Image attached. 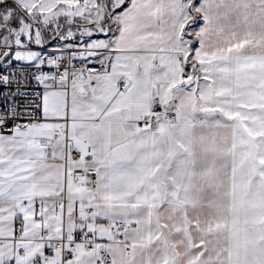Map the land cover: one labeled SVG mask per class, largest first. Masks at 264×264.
<instances>
[{
	"label": "snow or ice",
	"instance_id": "6c2138e0",
	"mask_svg": "<svg viewBox=\"0 0 264 264\" xmlns=\"http://www.w3.org/2000/svg\"><path fill=\"white\" fill-rule=\"evenodd\" d=\"M12 85L0 264H264V0H0Z\"/></svg>",
	"mask_w": 264,
	"mask_h": 264
},
{
	"label": "built area",
	"instance_id": "2783aa9c",
	"mask_svg": "<svg viewBox=\"0 0 264 264\" xmlns=\"http://www.w3.org/2000/svg\"><path fill=\"white\" fill-rule=\"evenodd\" d=\"M17 87H18L17 85H12L10 88L7 87V86H0V92H3L4 94H7L10 90H11V91H15ZM34 87H35V84H34V83H30V84L27 86V88H28L29 90H31V89L34 88ZM2 99H3V98L0 97V101H2Z\"/></svg>",
	"mask_w": 264,
	"mask_h": 264
}]
</instances>
